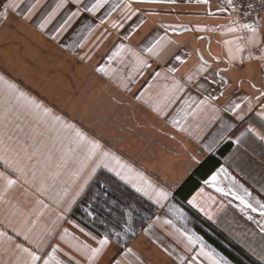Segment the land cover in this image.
I'll list each match as a JSON object with an SVG mask.
<instances>
[{
	"label": "crops",
	"instance_id": "1",
	"mask_svg": "<svg viewBox=\"0 0 264 264\" xmlns=\"http://www.w3.org/2000/svg\"><path fill=\"white\" fill-rule=\"evenodd\" d=\"M95 2L0 0V264L29 261L17 245L37 264H234L196 227L264 264V25L228 0ZM75 130L100 143L90 160ZM102 173L154 210L126 242L75 214Z\"/></svg>",
	"mask_w": 264,
	"mask_h": 264
},
{
	"label": "rangeland",
	"instance_id": "2",
	"mask_svg": "<svg viewBox=\"0 0 264 264\" xmlns=\"http://www.w3.org/2000/svg\"><path fill=\"white\" fill-rule=\"evenodd\" d=\"M92 194H94L93 199L80 204V213L77 217L90 229L103 235L124 239L142 223V219L135 216L147 217L153 213L148 203L133 196L125 200V203L116 204L111 201L110 195H105L103 192L94 191ZM94 199H99L101 204H96Z\"/></svg>",
	"mask_w": 264,
	"mask_h": 264
},
{
	"label": "snow or ice",
	"instance_id": "3",
	"mask_svg": "<svg viewBox=\"0 0 264 264\" xmlns=\"http://www.w3.org/2000/svg\"><path fill=\"white\" fill-rule=\"evenodd\" d=\"M75 2L76 3H80V0H75ZM105 2H106V0H96V2L91 5V7L85 6L83 10L86 11V12L95 13V11L98 10L99 8H101ZM141 2L160 3V2H162V0H141ZM201 2L202 3H207V0H201ZM228 2H229V4H231V0H228ZM15 7H19V5H15ZM32 7H35V5H32ZM57 7H60V5H57ZM221 10H223V9H221ZM29 12H31V9H29ZM76 15H78V12L71 13V16H69L68 19L70 20L73 16H76ZM45 23H47V21H45ZM44 26H45L44 23H41L40 24V27L41 28H43ZM242 27L243 28H246V29H249L252 32H255L256 31V29L253 28L252 25H249V24H244V25H242ZM230 31H235V29H230ZM156 43H159V41H156ZM154 47H155V44H153L152 47L147 48L146 51L152 52ZM121 48H123L122 45H121ZM117 54L118 53H114V55H117ZM109 59H111V57H109ZM175 59L177 61H181L182 60V57H181V55H177V56H175ZM141 63H143V62L141 61ZM99 71L104 72L105 69L103 67H101L99 69ZM156 75H159V73H157ZM20 96L21 97H24L25 94L24 93H20ZM27 102H28V104L32 105L37 110H40L42 108V105L37 104L34 100H28ZM236 107H239V105H237ZM43 113H44V115H48L50 113V109L43 108ZM258 115H260V114H258ZM55 119L56 120H59L58 117L55 118ZM64 127L73 128L72 125H64ZM75 136L78 138L77 141H75L77 143V147H80L81 144H84L86 146V148H87L86 159H89L90 160L96 154V152L101 149V145H100V143L98 141L88 139L79 130H75ZM261 138L264 139V137H261ZM109 155H110L109 152L104 151L102 153V161L101 162H103L104 160H107L109 158ZM112 159H117V158L113 156ZM6 163H7V161H6ZM117 163H119L118 160H117ZM106 166L107 165L105 164V167ZM120 167L123 168L124 165H120ZM17 170H19V169H17ZM94 171H95V169H93V172ZM116 175L119 176L120 173L117 172ZM0 178L7 179L6 177H3V173H0ZM216 179H217V177L215 175L211 177V181L213 182V186H215ZM14 183H15L14 180L7 179V185L9 187L11 185H13ZM206 183H207V181H206ZM82 188H83V186H81V190H82ZM42 190H43V188H42ZM216 190L218 192H224V189H222V188H217ZM244 193H245V195H250V193L247 192V189H244ZM156 194H157V196H158L159 199H167V197H168V193L164 192L163 190L158 191ZM225 194H227V193H225ZM231 194L235 197V199L239 200L240 204L243 205L245 208H251L252 211H256V209L252 206V204H250L248 202V200L245 199V196L244 195H239L237 192H232ZM190 203H193V201H190ZM257 203L259 204L260 202L257 201ZM261 209H262L261 215L264 216V204H261ZM249 219H251V217H249ZM0 235H5V234L4 233H0ZM24 238L26 240L28 239L27 236H25ZM9 239H11V238H9ZM188 239L191 241L192 240V237L189 236ZM99 243H100L101 246L106 245L108 243L107 237H105L104 239H102ZM17 247L18 248H21V250L23 252H25V253L28 254V257L30 259H29V261L26 262V264H37V261H40L42 259L35 252L30 251L28 248H23L22 245H17ZM99 251H100V249H98V248L92 249L91 250L92 256L95 257L96 254L99 253ZM203 254L204 255H208V253H203ZM50 259H52V258H50ZM50 259L49 260H44V264H50ZM58 264H59V262H58ZM213 264H220V262L214 260L213 261Z\"/></svg>",
	"mask_w": 264,
	"mask_h": 264
},
{
	"label": "trees",
	"instance_id": "4",
	"mask_svg": "<svg viewBox=\"0 0 264 264\" xmlns=\"http://www.w3.org/2000/svg\"><path fill=\"white\" fill-rule=\"evenodd\" d=\"M229 147L230 146H228V145L223 147L219 151V155H223L229 149ZM216 165H217V161L215 159H210L209 162L205 165V167H203L201 175L205 174L210 168H212ZM198 174H200V173L198 172ZM108 185H110V187ZM195 186H196V181L190 180L189 182L186 183V186L182 190H183V192L186 191L189 193ZM119 188H121L122 190H120ZM94 191L103 192L105 195H108V196L110 195L111 201L113 203L115 202L116 204L125 203V200H128L132 196L135 197V195L130 190H128L127 188H125L124 186H122L121 184H119L118 182L113 180L112 178L110 179L109 176L104 174V173L99 175L97 181L88 190V192L85 196V199L80 204L85 203V201L88 199H93L94 194H92V193ZM94 200H95L96 204H101V201L99 199L98 200L94 199ZM147 205H149V204H147ZM79 207H80V205H79ZM150 208L153 211V213H150L149 215H147V217L146 216H144V217L135 216L138 219L141 218L142 223L139 225V228H136L133 231V233L138 231L140 228H142L153 217L154 210L151 206H150ZM79 213H80L79 209L75 210L76 216ZM195 231L199 235H201L209 244H211L219 252H221L225 257H227V259L229 261H231L232 263H234V264H254L249 259H247L243 254H241L235 248H233L232 246L227 244L224 240H222L218 236H213V234H210V233L206 232L205 230H203L202 228H199V227H196ZM131 236H132V233L129 234L128 237H126L124 239H120V240H122V242H124V241L126 242L127 240H129L131 238Z\"/></svg>",
	"mask_w": 264,
	"mask_h": 264
},
{
	"label": "built area",
	"instance_id": "5",
	"mask_svg": "<svg viewBox=\"0 0 264 264\" xmlns=\"http://www.w3.org/2000/svg\"><path fill=\"white\" fill-rule=\"evenodd\" d=\"M227 7L239 25H264V0H231Z\"/></svg>",
	"mask_w": 264,
	"mask_h": 264
}]
</instances>
